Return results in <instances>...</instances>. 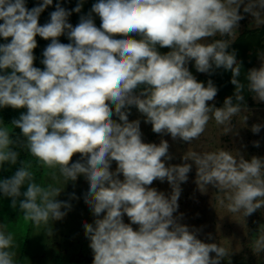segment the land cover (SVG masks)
Here are the masks:
<instances>
[{"label": "clouds", "instance_id": "obj_1", "mask_svg": "<svg viewBox=\"0 0 264 264\" xmlns=\"http://www.w3.org/2000/svg\"><path fill=\"white\" fill-rule=\"evenodd\" d=\"M52 3L43 0L29 10L25 0H0V37H11L0 44V71L10 70L0 75V107L27 109L11 126L20 130L41 165L58 169L67 182L80 175L89 182L84 200L97 219L95 226L83 227L93 264H220L229 252L217 243L202 242L174 217L180 184L187 181L192 164L166 167L164 160L172 159L168 142H142L140 121L130 122L128 110L136 107L154 133L170 134L173 140L191 143L210 119L231 131L232 118L243 110L245 84L238 79L236 53L228 49L244 18L241 5L260 27L264 0H98L91 12L100 17L99 28L91 13L73 27L68 23L71 12L59 4L50 22L39 25L40 14ZM81 9L82 3L72 11ZM63 34L71 43L59 42ZM37 35L51 40L43 51V70L33 66ZM217 35L228 39L204 42ZM157 46L171 50L161 54ZM258 56L261 66L247 72V89L264 101V52ZM190 61L200 73L221 67L231 71L235 92L223 107L207 104L218 89L212 80L207 86L198 82L187 67ZM260 128L257 124L251 130L258 133ZM13 143L11 129L0 125V165L17 163ZM76 153L83 162L70 164ZM183 159L195 164L201 192L211 185L224 193L219 203L228 212L245 218L264 208V158L246 160L220 149L191 151ZM113 161L115 172L110 171ZM30 169V163L21 162L10 178L0 180V192L12 198L13 208L23 195V218L38 227L62 219L66 212L61 209L70 208L56 199L62 189L36 183ZM154 180H167L171 195L148 187ZM24 185L27 190L21 193ZM124 214L130 224L123 222ZM47 234H52L51 227ZM253 246L264 252V234ZM14 247V234L0 225V264H18Z\"/></svg>", "mask_w": 264, "mask_h": 264}, {"label": "rangeland", "instance_id": "obj_2", "mask_svg": "<svg viewBox=\"0 0 264 264\" xmlns=\"http://www.w3.org/2000/svg\"><path fill=\"white\" fill-rule=\"evenodd\" d=\"M97 2L98 0H53L52 5H49L48 8V16L50 18V14L56 10V5L59 4L71 12L68 23L73 27L80 22L81 17L89 16L91 13V16L95 17L94 19L92 17L95 25L99 28L101 19L97 14L91 12L93 4ZM80 3H82L81 11L79 13L72 11ZM245 3H247V0H245ZM239 11L244 18L238 22L237 34L230 47L238 43L245 33L264 28V25L255 26L254 17L249 13H244L243 5H241ZM60 38L68 39V36L63 34ZM115 38L123 37L117 35ZM133 38L140 39L139 36H133ZM221 38L228 39L226 36L220 37L217 35L216 37L206 38L207 41L204 42L208 43ZM3 39L0 37V44H2ZM167 49L168 51L171 50ZM233 50L236 53L237 61L241 64L238 79L245 84V91L242 93L245 97L244 101H247L250 105L243 106L242 112L232 118L233 127L231 131L226 133L224 131L225 126L218 125L214 119H210L201 136L188 143L180 139L173 140L170 134L154 133L152 125L145 123V116L134 106L128 110V119L130 122L140 121L142 142L157 145L161 140L168 142V152L172 159L164 160L166 167L184 163L192 164L191 170L187 174V181L180 184L179 207L174 213L178 223L187 225L190 231H195L197 238L202 242L217 243L224 247L229 252V256L222 259L220 264H264V252L255 251L253 246V241L260 234H264V208L245 218L240 213L228 212L219 203V198H223L224 193L211 185L207 187L206 192H201L196 183L195 164L190 160L185 161L183 159L191 151L205 153L220 149L231 151L233 155L239 153L246 160H250L253 156L264 158V101L254 99V94L247 89L246 80L247 72L250 69L261 66L262 61L258 54L264 52V38L246 39L237 44ZM187 67L197 80L207 75V73H200L196 70L194 61H190ZM217 69L219 74L221 72L222 78L228 82V85L221 80L214 82L218 92L224 87L229 88L231 92H235V86L231 83V71L225 70L223 67ZM218 92L214 100L207 102L209 106L214 105L217 107L215 104L218 102ZM139 93L138 91L135 92L136 95H139ZM244 117H247L245 122ZM113 119L117 123H121L115 115ZM257 124L261 125L260 131L253 133L251 128ZM3 125H7L12 132L11 124ZM254 142H258L259 146H255ZM77 161H81L80 153L73 155L70 164ZM24 162L31 164L30 171L33 173L36 183L44 187L51 185L61 188L62 191L56 199L67 202L70 204V208L61 209V211L66 212L62 219L38 227L23 218L24 213L19 208V201L24 199L23 195L17 198L15 208L11 206V197H0V225H3L8 232L14 234L15 247L13 250L16 252L15 258L18 264H93L94 253L89 246L90 240L86 237L83 227L84 223L95 226L94 221L97 219L84 200L89 189L87 179L80 175L75 181L69 180L67 182L59 174L58 169H48L46 166L41 165L30 152ZM116 168L117 164L113 161L110 171L115 172ZM53 171L56 172L55 177L52 175ZM118 178L122 181L124 179L123 174H119ZM0 180H3L2 165H0ZM148 187L163 192L165 196H170L172 193V187L167 180L163 182L154 180ZM26 190L27 185L21 187V193ZM122 219L126 224L131 223L126 214L123 215ZM131 226L134 230H138V225L132 224ZM49 227L52 229L51 235L47 234ZM210 255L215 256V253H210Z\"/></svg>", "mask_w": 264, "mask_h": 264}, {"label": "trees", "instance_id": "obj_3", "mask_svg": "<svg viewBox=\"0 0 264 264\" xmlns=\"http://www.w3.org/2000/svg\"><path fill=\"white\" fill-rule=\"evenodd\" d=\"M42 2H43V0H25V6H26V8L31 10L33 7L39 6ZM48 8H49V6H47L44 9V11L40 14V16L38 18V23L41 26L50 22V18L48 16ZM86 17H88V16H86ZM92 17H93V15L91 16V18ZM94 18L95 17H93V19ZM0 23H3V21H0ZM94 23H95V21H94ZM256 38H264V28L259 29V30H255V31H249V32L245 33L244 35H242V37L240 38L238 43L229 47V49H231L230 51H233V49L236 48V45L239 44L241 41H244L246 39L252 40V39H256ZM35 39L37 41V47L33 50V54L35 56L33 66L43 70L45 67L41 63V61L44 58L43 57V51L47 47V45L49 43H51V40L50 39L45 40V39L41 38L39 35H37L35 37ZM58 40H59V42L64 43V44L71 43V41L69 39H65V38L58 37ZM10 41H11V37H9L7 40L3 39L2 44L9 43ZM157 49L161 54H165L168 52L167 48H166L167 49L166 50V49H161L159 46H157ZM8 71H10V70L0 71V75L7 74ZM220 74H221V72H220ZM220 74L218 72V69L214 68V71H212L211 73H207V75L205 77L199 78L197 81L203 82L204 84H206L205 86H207L208 80H212L213 83L221 80V81H224L223 83L228 85V82L226 80H224V78H222V76ZM142 88H143V86H141L140 89H137L136 92L142 91ZM233 95H234V92L229 91V88H225V87L222 88V90H220L218 92V96L220 98L218 97V102L215 105L217 107H223L225 99L227 97H231ZM234 103H235V100H234ZM248 105H250V104L247 103V101H244V104H242V107L243 106L245 107ZM26 111H27L26 108L13 109L11 107H0V125L11 124V121L13 119H18L19 116L22 113H26ZM11 138L14 141V143L11 147L13 148V150L17 151L19 155H18L17 163L15 165H12L10 163H5L2 165L3 179L10 178L14 174V172L21 166V162H24L26 159V156L29 154V151L26 147V143H27L26 138L23 137V135L21 134L19 129L13 128V130L11 132ZM1 196H4L2 192H0V197Z\"/></svg>", "mask_w": 264, "mask_h": 264}]
</instances>
